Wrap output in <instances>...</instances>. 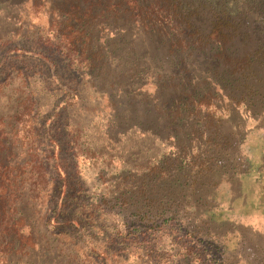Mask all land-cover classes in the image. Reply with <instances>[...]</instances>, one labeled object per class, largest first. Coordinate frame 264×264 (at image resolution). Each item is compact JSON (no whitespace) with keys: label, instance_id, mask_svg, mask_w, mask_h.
<instances>
[{"label":"rangeland","instance_id":"rangeland-1","mask_svg":"<svg viewBox=\"0 0 264 264\" xmlns=\"http://www.w3.org/2000/svg\"><path fill=\"white\" fill-rule=\"evenodd\" d=\"M123 8L0 0V188L12 186L9 201L24 185L14 203L24 231L39 237L10 264H264L262 196L255 176L232 171L256 161L264 138V22L244 16L254 35L237 45L238 58L255 53L243 80L256 95L228 114L227 90L208 87L209 78L189 77L194 90L170 87L186 75ZM238 84L227 88L234 104ZM196 90L201 106L175 109L173 98L192 101ZM197 120L219 144H237L220 157L226 175L193 169Z\"/></svg>","mask_w":264,"mask_h":264},{"label":"trees","instance_id":"trees-1","mask_svg":"<svg viewBox=\"0 0 264 264\" xmlns=\"http://www.w3.org/2000/svg\"><path fill=\"white\" fill-rule=\"evenodd\" d=\"M124 7L119 10L127 12L126 22L134 30L143 33L146 41H158L171 64L169 68L174 69L176 74L188 77L185 83L183 78L170 87L192 88L196 86L190 83L189 77L196 75L209 78L208 87H220L227 90L229 100L228 114L233 112L238 104L250 107L253 105L255 91L252 82L243 79L251 78L254 74L255 53L248 50L245 58H238L237 45L245 40L246 44L252 43L254 31L250 28L252 21L244 18L256 14V20L264 22V0H123ZM243 6L247 9L243 12ZM245 16V17H244ZM264 53V51H261ZM264 56V55H262ZM264 64V58L262 60ZM163 64V63H162ZM165 64L160 65V70L167 69ZM219 71L217 77L213 76ZM169 72H165L164 75ZM163 75V76H164ZM222 76L221 79H218ZM242 78V79H240ZM171 80L172 77H166ZM239 83V84H238ZM235 85L236 91L240 92V100L234 104L228 89ZM188 85L190 87H188ZM165 88L168 85H163ZM237 87V88H236ZM228 88V89H227ZM241 90V91H240ZM199 91L193 93V100L176 96L172 103L175 109L184 111L202 105V99H196ZM215 95V92H214ZM234 104V105H233ZM234 107V108H233ZM264 114V108H263ZM184 113V112H183ZM187 112L177 114L178 125L187 118ZM231 114V113H230ZM207 121V118H205ZM202 121H196V132L194 138L188 141L192 151L191 165L197 172H208V174L226 175L229 169L226 165H219L220 157L233 148L237 150V144L233 147L227 142L218 139L215 131L211 132ZM211 124V121H209ZM173 131V129H172ZM187 137V136H186ZM264 137V135H263ZM241 142L238 143L240 146ZM221 145V147H220ZM224 150H223V147ZM183 148V147H181ZM255 153L256 161H249L243 165L235 164L232 168L233 176L244 179L255 176L254 185L262 196L260 220L264 226V138ZM241 168V170H240ZM212 185H215L212 184ZM11 185L0 188V264H10L13 258L21 259L23 255L28 256L39 244V237L32 230L25 232L27 224L23 212L14 203L20 197V191L24 185H18L14 200L5 201L4 196L9 192ZM214 207H209L208 211Z\"/></svg>","mask_w":264,"mask_h":264}]
</instances>
